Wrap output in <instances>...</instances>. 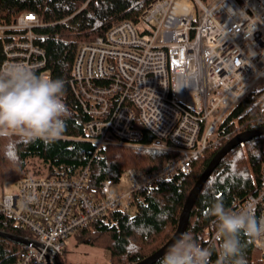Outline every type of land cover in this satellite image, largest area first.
Returning a JSON list of instances; mask_svg holds the SVG:
<instances>
[{"label": "built area", "instance_id": "1", "mask_svg": "<svg viewBox=\"0 0 264 264\" xmlns=\"http://www.w3.org/2000/svg\"><path fill=\"white\" fill-rule=\"evenodd\" d=\"M141 24L143 34L123 21L79 43L68 85L96 150L129 146L175 156L150 171L128 168L96 190L87 168L73 178L19 180L16 192L0 195V217L26 233L17 264H54L70 235L110 211L128 212L135 193L166 181L181 184L193 163L220 143L219 126L237 104L264 88V0H155ZM39 28L33 13L0 24V72L22 65L49 76ZM136 122L152 143H141ZM249 206L264 219V161L257 191L230 210ZM215 237L216 229L204 248L211 250ZM251 241L264 264V235Z\"/></svg>", "mask_w": 264, "mask_h": 264}, {"label": "trees", "instance_id": "2", "mask_svg": "<svg viewBox=\"0 0 264 264\" xmlns=\"http://www.w3.org/2000/svg\"><path fill=\"white\" fill-rule=\"evenodd\" d=\"M155 0H0V24H8L24 13H33L44 36L37 44L46 54L44 72L65 84L64 101L70 110L63 137L48 146L37 141L25 143L16 136L0 138V187L4 182L23 178H73L88 170L89 187L96 190L102 180H119L124 171L134 168L150 171L175 154L151 148L109 146L96 150L84 133L86 116L73 97L68 80L78 44L104 36L113 24L130 22L141 34V16ZM264 126V88L248 93L226 117L218 129L220 143L196 160L190 175L181 183L166 181L149 190L134 194L128 212L110 211L72 234L76 245L108 251L104 263L130 264L160 248L175 232L186 197L211 158L237 133ZM141 143H152V136L139 122ZM228 137H225L227 136ZM259 136L231 150L204 183L189 214L185 233L202 247L216 229L209 209L222 200L227 208L257 191L264 161ZM0 231L26 236L6 217H0ZM247 264H257L252 241L245 240ZM20 244L0 237V264H17ZM210 259L216 264L217 242L211 247ZM63 249L59 256L62 264ZM157 264V262L155 263Z\"/></svg>", "mask_w": 264, "mask_h": 264}, {"label": "clouds", "instance_id": "3", "mask_svg": "<svg viewBox=\"0 0 264 264\" xmlns=\"http://www.w3.org/2000/svg\"><path fill=\"white\" fill-rule=\"evenodd\" d=\"M62 79L42 76L14 65L0 72V138L16 136L25 143L52 145L66 131L70 110L64 101ZM209 215L216 224V264H247L246 242L264 235V219L252 207L235 212L222 200L214 201ZM212 251L187 233L174 238L157 264H212Z\"/></svg>", "mask_w": 264, "mask_h": 264}, {"label": "water", "instance_id": "4", "mask_svg": "<svg viewBox=\"0 0 264 264\" xmlns=\"http://www.w3.org/2000/svg\"><path fill=\"white\" fill-rule=\"evenodd\" d=\"M259 136H264V126H260L257 128H254L252 130L248 131H243L240 133H237L235 136H233L225 145L221 147L219 151L211 158L209 163L206 165L204 171L201 173L191 190L189 191L185 203L182 207V210L180 212L178 222H177V227L173 235L156 251L151 253L150 255L146 256L145 258L134 262L130 264H155L160 257H162L166 251V249L171 245L173 242L174 238L178 237L181 234H184L188 223H189V214L194 206L196 199L204 185V183L207 181L209 176L213 173L215 168L221 163L223 158L234 148L247 143L251 141L252 139L259 137ZM0 237H4L6 239L13 240L19 244H24L26 243V240L22 237L10 235L8 233L0 231ZM54 264H62L60 262V258L56 257L55 258V263Z\"/></svg>", "mask_w": 264, "mask_h": 264}, {"label": "rangeland", "instance_id": "5", "mask_svg": "<svg viewBox=\"0 0 264 264\" xmlns=\"http://www.w3.org/2000/svg\"><path fill=\"white\" fill-rule=\"evenodd\" d=\"M209 4V1L206 3ZM259 85H257L258 87ZM123 180V179H122ZM18 180L4 182L0 187V195H8L18 190ZM126 182H122L125 184ZM257 264H260L257 252L254 250ZM109 253L103 249L91 248L85 245H76L72 235L69 236L65 243V253L62 259L66 260L67 264H93L104 263L107 261Z\"/></svg>", "mask_w": 264, "mask_h": 264}, {"label": "snow or ice", "instance_id": "6", "mask_svg": "<svg viewBox=\"0 0 264 264\" xmlns=\"http://www.w3.org/2000/svg\"><path fill=\"white\" fill-rule=\"evenodd\" d=\"M31 18V17H30Z\"/></svg>", "mask_w": 264, "mask_h": 264}]
</instances>
